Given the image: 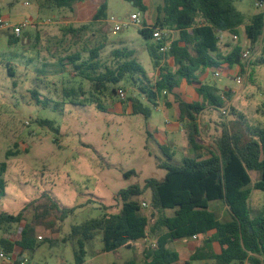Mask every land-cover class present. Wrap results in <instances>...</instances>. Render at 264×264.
<instances>
[{
	"label": "rangeland",
	"instance_id": "obj_1",
	"mask_svg": "<svg viewBox=\"0 0 264 264\" xmlns=\"http://www.w3.org/2000/svg\"><path fill=\"white\" fill-rule=\"evenodd\" d=\"M99 2L107 4V13L94 20L101 5ZM255 3L256 0H235L237 9L246 15V22L259 9ZM145 4L146 13L135 7L132 0H83L72 9L50 7L45 0H0V13L7 15L10 22L30 23L22 29L19 41L13 45L9 43L11 33L0 31V163H8L4 176L7 194L0 200V212L17 214L26 208L25 221L21 225L31 224L35 233L43 236L38 249L32 254L27 253L26 264H75L73 245L63 239L70 236L73 226L102 217L107 212H117L119 190L136 184L143 186L149 178L162 180L167 171L159 167L166 161L161 146L175 150L180 147L173 160L175 164H181L185 157H195L190 155L195 153L189 144L188 131L183 127L176 135L170 133L162 137L168 126L165 112L153 108L150 118L134 115L127 110L131 101L119 100L112 93V85L108 91L98 93L90 81L74 75L72 65L65 66L64 71L60 65L62 58L78 53L82 60L87 59L91 49L103 46L101 60L116 66L113 51L126 46L135 50V57L155 82L159 78V69L154 67L148 51L152 41L143 39L139 29L144 21L149 26L155 24L164 0H145ZM134 13L140 14L141 25H131L121 32L112 29V17L117 21H128ZM34 23H40L38 28ZM25 37L30 41L28 44ZM220 37H224L223 43L227 45L224 53L240 45L249 47L254 56L264 46L260 40L252 48L244 27L240 28L238 36L223 32ZM162 65L174 70L170 57H166ZM8 67L13 69V76ZM213 70L201 74L203 82L232 94L233 105L255 124L264 121L263 114L258 116L264 101V67L260 68V76L259 72L248 75L243 84H238L228 70H222L221 77H215ZM234 74L240 72L237 70ZM118 87L124 88L129 95L138 92L137 86L128 81L115 85L116 89ZM65 89H74L75 93L70 95ZM33 91H38V98L32 97ZM184 92L186 96L188 91ZM142 100L146 103L144 97ZM173 100L172 94L163 93L158 105L168 107ZM78 102L86 105H78ZM46 103H49L48 107ZM224 109L226 114L223 110L208 109L199 116L201 142L213 141L221 133V124L232 120L229 106ZM40 120L54 122L57 131L40 125ZM211 141H208L211 145L208 148L214 149ZM7 152H12L9 158ZM130 171L135 174L126 176ZM250 175L249 205L258 214L264 209V192L254 189V185L261 179V174L252 171ZM54 199L59 200V208L47 217L38 218L46 210V204L51 205ZM37 200L40 201L36 203ZM140 200L150 205L151 192H145ZM216 204L222 202H210V210L223 213L222 220L226 221L228 213L223 207H215ZM104 205L111 208L107 211ZM65 209L73 211L64 220H57L56 214ZM16 229L17 225L9 228L10 231ZM6 234L7 226L0 224V238ZM146 245L142 241L122 248L121 261L134 259L141 262ZM171 248L176 250L173 244ZM87 251L85 264H110L116 260L115 254L103 251L101 233L87 246ZM4 260L0 257L1 262ZM207 262L190 261L191 264ZM207 264H215V261L210 260Z\"/></svg>",
	"mask_w": 264,
	"mask_h": 264
},
{
	"label": "trees",
	"instance_id": "obj_2",
	"mask_svg": "<svg viewBox=\"0 0 264 264\" xmlns=\"http://www.w3.org/2000/svg\"><path fill=\"white\" fill-rule=\"evenodd\" d=\"M81 1L45 0V4L72 9ZM132 2L140 11L147 12L145 0ZM106 11L107 4L103 2L93 16L94 20L106 16ZM246 20V15L235 6V0H164L155 24L149 26L144 21L139 29L143 39L152 41L148 44V51L154 67L159 69V78L155 82L135 57V50L126 46L113 51L116 66H109L101 60L103 46L91 49L87 59L82 60L77 53L60 60L63 71L65 66L72 65L74 75L90 81L98 93L108 91L112 85V93L116 94L115 85L123 81L136 85L138 92L127 98L132 103L134 115L142 114L150 118L160 96L164 92L165 95L172 94L178 120L188 131L189 144L195 152V157H185L181 164H175V152L161 146L166 161L159 167L167 171L162 180L149 178L143 186L136 184L119 190L117 212H107L102 217L73 226L70 236L63 240L71 241L75 264L86 263L87 246L99 233L103 236V251L115 254L116 260L110 264H180V255L171 245L194 236L201 239V244L191 255V261L213 259L215 264H264V209L256 214L249 205L252 194L250 172H260L261 179L254 189L264 192V121L255 124L230 104L232 120L221 124V133L214 139L215 147H206L208 153L205 157L201 155L205 147L199 140V116L207 107L221 111L226 106V99H230L229 92L203 82L201 74L210 69L230 70L243 66L242 47L235 45L231 51L224 53L227 45L221 44L220 33L229 32L238 36L240 28L244 27L252 48L260 40L264 42V12L255 13L249 22ZM156 27L176 32L167 52L161 51L166 40L156 41L153 38ZM18 41L19 37L10 35V44ZM166 57L172 59L174 70L162 65ZM261 67H264V46L253 56L250 75L257 74ZM8 71L11 76L14 75L11 67ZM182 81L195 86L196 100L189 102L178 93ZM66 90L70 95L75 93L74 89ZM31 95L38 98L39 93L33 91ZM77 104L86 105L85 102ZM45 106L48 107L49 103ZM260 109L264 117V101ZM39 124L57 131L50 120H40ZM11 153L7 152V158ZM7 169V162L0 163V200L7 194L4 178ZM131 174L135 172L130 171L126 176ZM147 191L151 192L150 205L140 200ZM219 200L228 207L230 220L222 221L210 210L209 203ZM45 207L46 210L38 218L47 217L59 208V200L54 199L51 205L47 203ZM109 208L104 205L105 210ZM145 209L150 211L149 214ZM25 211L26 208L17 214L0 212V224L7 226V234L0 238V248L5 254L13 256V264H21L20 258L24 254H32L40 246L41 239L35 228L28 223L21 225L25 221ZM72 211H59L56 219L62 221ZM11 225H17V229L10 231ZM143 239H154L156 246L152 243L146 245L141 262L134 259L122 262L121 248L131 247L132 243ZM214 243L220 246V252H215Z\"/></svg>",
	"mask_w": 264,
	"mask_h": 264
},
{
	"label": "crops",
	"instance_id": "obj_3",
	"mask_svg": "<svg viewBox=\"0 0 264 264\" xmlns=\"http://www.w3.org/2000/svg\"><path fill=\"white\" fill-rule=\"evenodd\" d=\"M83 3V1H81V2H79V3H77V4H75V5H78V4H82ZM100 4H101V2H99ZM99 4V5H100ZM74 5V6H75ZM101 6V5H100ZM262 10H260V9H258L255 13H258V12H261ZM106 13H107V11H106ZM255 13H253V15L255 14ZM0 18H3L5 21H9V19H7L8 17H7V15H2L1 13H0ZM10 22V21H9ZM34 25L38 28V26L40 25V23L38 24V23H34ZM11 35V34H10ZM175 36H176V32L174 33V38H175ZM10 37V36H9ZM223 38L224 37H220V41H221V44L222 45H225L226 43H223ZM19 39H20V37H19ZM24 41H25V43L26 44H28L30 41H29V39H27L26 37L24 38ZM229 45V44H228ZM242 47V46H241ZM239 71V68L238 67H234V68H232V69H230V70H228L229 72H230V76L231 77H236V75L234 74V73H236V71ZM208 71L209 70H206L205 71V73H208ZM225 71V70H224ZM14 72V71H13ZM258 72H259V76H260V74H261V70L259 69L258 70ZM201 80L203 81L204 80V76H201ZM190 84H188L186 81H182L181 83H180V86H179V88H178V93H180L181 94V97H183L185 100H187V101H189V102H191V101H193V100H196L197 99V95H196V92H195V86H192V85H190ZM183 87H187V88H184L183 89ZM189 87V88H188ZM183 91H188V93L186 92V96H185V94H183ZM184 92V93H185ZM187 94H188V97H187ZM237 95V94H236ZM231 98H232V94H230V99H229V103H227L226 105H230V104H232L233 105V103H232V101H231ZM172 102V103H171ZM171 103V104H170ZM170 105L167 107H164L163 105H161V104H159L156 108H158L159 110H161V111H163V112H165V114H166V123H167V131L166 132H162V137H164V136H167L168 134H172V135H176V134H178V132H180L181 131V129H182V127H183V129H185L184 128V126H183V123H181V122H179V120H178V110H177V106H176V103H175V97H174V100L173 101H170ZM213 110L212 109V107H207L203 112H205V111H207V110ZM238 109V108H237ZM127 110L129 111V112H132V110H133V108H132V104L130 105V107H128L127 108ZM244 113V112H243ZM203 114V113H202ZM201 114V115H202ZM262 115V112L261 111H258V116L259 115ZM260 120H262V118L261 119H259V121ZM198 121H200V117H199V120ZM199 126H200V128H201V125L199 124ZM185 131V130H184ZM185 135H186V133H185ZM187 137V136H186ZM215 137V136H214ZM213 137V138H214ZM215 139V138H214ZM208 141H211L210 139L208 140ZM208 141H205V140H203L201 143L203 144V146L205 147L203 150H202V152H201V155H204V157L205 156H207L206 154L208 153V150L206 149V147H210L211 145H209L208 144ZM176 142H178V140L176 141ZM212 142V145L214 144V140L213 141H211ZM186 146H187V144H185L184 145V149H186ZM214 147H215V144H214ZM167 148H170V149H172V151H174L175 152V155H176V152H177V150H179L178 148H180L179 146L176 148V150L175 149H173V148H171V147H169V146H167ZM187 151V150H186ZM188 154H190L189 152H187ZM195 153V152H194ZM190 155H194L195 156V154H190ZM174 158H175V156H174ZM184 159V158H183ZM220 201V200H219ZM222 202V204H216V206L215 207H219V208H221V207H223L224 208V211H226L227 213H228V219L227 220H230L231 219V216H230V212H229V209H228V207L224 204V202L223 201H221ZM117 203V202H116ZM217 215H218V217H219V219L220 220H222V218H223V213H221L220 214V212H217L216 210L214 211ZM169 214H173V211H169ZM223 221V220H222ZM225 221V220H224ZM38 237H39V239H41V240H43L42 238H43V236L42 235H38ZM41 237V238H40ZM142 241H144V242H146L147 244H150V243H155V240L154 239H143V240H139V241H137L138 243L139 242H142ZM137 242H135V243H137ZM132 244H134V243H132ZM132 244H131V246H132ZM200 244H201V239H198L197 237H196V239H194V238H189V239H184V240H180V241H178V242H175V243H173V245H174V248L176 249L175 251H177L178 253H179V255H180V261H179V263L180 264H185L186 262H190L191 260H190V257H191V255L195 252V250H196V248L198 247V246H200ZM124 248V247H123ZM213 248H214V250H215V252H220V246L217 244V243H214L213 244ZM174 250V249H173ZM121 255H122V248H121ZM12 257V259L11 260H4V261H0V264H13V256H11ZM21 260H22V263L21 264H26V262L28 261V257H27V254H24L21 258H20ZM122 260V259H121ZM130 260V259H129ZM213 260V259H212ZM211 260V261H212ZM206 261V260H205ZM213 261H215V260H213ZM123 262V261H122ZM208 262L210 263V260H208ZM207 262V263H208ZM207 263H205V264H207ZM215 263H216V261H215ZM191 264V263H190Z\"/></svg>",
	"mask_w": 264,
	"mask_h": 264
},
{
	"label": "built area",
	"instance_id": "obj_4",
	"mask_svg": "<svg viewBox=\"0 0 264 264\" xmlns=\"http://www.w3.org/2000/svg\"><path fill=\"white\" fill-rule=\"evenodd\" d=\"M29 2H26V5H28ZM255 6L259 9H261L264 12V0H256ZM111 23H113L112 29L115 32H121L125 28H129L131 25H141V16L139 13H134L130 16L128 21H117L116 18H111ZM30 25L28 21H24L18 24H14L9 21H5L3 18H0V31L2 30H7L11 33V35H15L17 37L21 36L22 29ZM143 27V25H141ZM174 33L175 31L166 29V28H161V27H156L153 29V38L156 41H163L166 40V44L161 48L162 52H167L170 49L171 43L174 40ZM242 62L243 66L238 67L239 68V75H236L235 79L238 84H243L245 81L246 76L250 75L251 73V62L253 60V53L249 47H243L242 52ZM213 75L215 77H221L222 75V69L221 68H216L213 70ZM166 94V92H164ZM116 95L118 96L119 100L125 101L129 97V94L127 91L122 88L118 87L116 89ZM223 113L226 114L227 111L226 109H222ZM145 205V204H144ZM41 238V237H40ZM196 239V236L193 237ZM154 247L156 246L155 243L152 244ZM0 257L11 260L12 257L5 254L3 251L0 252Z\"/></svg>",
	"mask_w": 264,
	"mask_h": 264
}]
</instances>
